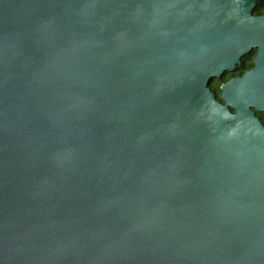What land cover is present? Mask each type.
Returning <instances> with one entry per match:
<instances>
[{
  "label": "water",
  "instance_id": "1",
  "mask_svg": "<svg viewBox=\"0 0 264 264\" xmlns=\"http://www.w3.org/2000/svg\"><path fill=\"white\" fill-rule=\"evenodd\" d=\"M255 1L0 0V264H264Z\"/></svg>",
  "mask_w": 264,
  "mask_h": 264
},
{
  "label": "trees",
  "instance_id": "2",
  "mask_svg": "<svg viewBox=\"0 0 264 264\" xmlns=\"http://www.w3.org/2000/svg\"><path fill=\"white\" fill-rule=\"evenodd\" d=\"M249 67H251V63L249 62V58L247 56L242 57L240 60V63L236 66V68L233 72H231V73L225 72L220 76L219 79H214L210 83L209 87L212 90V92L215 94V100L217 102L220 103V100H219V94H220L219 87H220V85L222 83H224L225 81H227L230 77L241 75L243 73V71H245ZM259 116H262V115L259 114Z\"/></svg>",
  "mask_w": 264,
  "mask_h": 264
},
{
  "label": "flooded vegetation",
  "instance_id": "3",
  "mask_svg": "<svg viewBox=\"0 0 264 264\" xmlns=\"http://www.w3.org/2000/svg\"><path fill=\"white\" fill-rule=\"evenodd\" d=\"M247 1H249V0H247ZM253 15L254 16H263L264 15V0H259V1L256 0L255 1V5H254V8H253ZM256 54H257V49H252L248 54L242 56V57L247 56L249 58V62L251 63V67H249L248 69H246L245 71H243V73H245V72H247V71H249V70H251L253 68V60H254ZM241 58H240V60H241ZM239 63H240V61H239ZM236 66H235V68H236ZM235 68H234V70H235ZM228 73H231V72H228ZM241 75H239V76H233V77H230V78H238ZM231 112L234 113L233 111H231ZM259 114L262 115V116H259ZM257 118L260 120V122L264 126V122H263L264 121V113H257Z\"/></svg>",
  "mask_w": 264,
  "mask_h": 264
}]
</instances>
